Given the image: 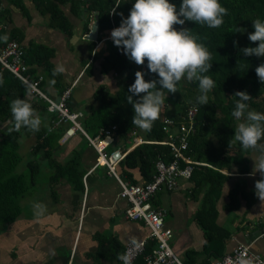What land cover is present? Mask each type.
Wrapping results in <instances>:
<instances>
[{
  "label": "trees",
  "instance_id": "16d2710c",
  "mask_svg": "<svg viewBox=\"0 0 264 264\" xmlns=\"http://www.w3.org/2000/svg\"><path fill=\"white\" fill-rule=\"evenodd\" d=\"M8 2L29 17L23 0ZM31 2L40 15L48 17V26L60 30L67 36L72 34V23L61 6H66L68 11L77 17H84L85 36L91 30L89 27L91 22L96 24L99 32L118 27L121 17L110 14L112 8L118 4L116 12L123 13L126 18L134 0H31ZM169 2L174 3L178 9L182 0ZM219 3L227 9V15L223 17V24L220 27L209 28L206 24L190 21H185L182 26H174L177 30L182 27L190 29V32L197 36V42L205 45L211 53L209 62L212 63V67L208 73L203 74L215 82V87L208 93V104L202 106L197 104L196 97L200 94L198 81L190 82L184 78L177 83L176 93H167V90H164L166 100L160 118L154 121L150 131L135 126L131 122L134 115L132 106L127 103V97L131 95L128 88L135 80V72L143 71L146 81L158 79V76L148 72L147 61L142 66L136 65L123 54L122 48L114 46L111 39H105L100 50L94 52V58L97 55L101 56L99 72L102 75L111 74L114 87L110 89L106 83L98 84L92 93L96 105H89L79 119L82 128L91 136L97 134L101 128L115 126L112 132L113 139L120 141L122 143L120 149L126 152L117 165L116 172L124 181L138 183L132 176V169L137 168L143 182H148L155 172L154 163L158 158L165 162L174 158L171 146L160 141L166 140L169 134L180 135V125L187 123L189 109L195 108L194 128L186 137V148L182 153L194 162L188 179L193 183L189 197L199 200L194 216L204 235L202 249L213 259L220 258L225 253L226 241L230 236V230L217 222L216 203L227 179L222 170L227 171L235 165L236 172H249L250 155L252 153L258 155V152L252 149L244 150L234 139L238 124L243 122V119L237 120L232 115L235 103L239 99L233 96L234 93L246 91L252 97L246 102L248 110L264 113V83L259 81L255 73V68L264 62V57L244 56L240 51L244 47L257 46L256 43L249 41L248 34L254 31L253 20L259 18L264 21V0H219ZM10 21V8L4 6L3 0H0L2 25L0 45L10 39H15L21 44L22 32L17 27L8 28ZM238 28L245 31L237 32ZM4 36H7V40L2 39ZM94 44L95 41H92L91 49ZM22 51L24 64L32 78L39 76L36 71L40 67L46 78L57 83L59 74L53 76L55 68L50 60L53 56L51 47L40 42L28 41L27 44H22ZM84 71L86 74L91 73L92 68L88 66ZM45 77L39 83L44 82ZM0 80H2L0 83V226H2L13 222L20 214V199L35 184L40 167L36 160H28L25 171L16 170L21 161L18 142L20 133H29L30 130L24 127L15 130L10 104L17 98L28 100V86L6 69L1 71ZM56 87L61 93L65 85L59 84ZM137 98L133 97L134 100ZM40 99L38 101L40 109L49 112L47 102ZM69 100L70 97L67 100L68 105ZM50 113L51 128L40 127V130L36 131L38 139L33 147L34 151L46 149L44 154L53 169L54 179L64 177L74 184V187H81L82 173L78 170L75 159L71 158L61 164L51 156L50 150L57 145L61 129L52 127V121L57 115L55 111ZM164 119L171 120L172 125H166ZM5 122L7 126L3 129L1 125ZM132 133L142 137L145 142L136 144L128 150ZM174 141L178 145V139ZM260 143H264V139ZM180 163L183 165L184 162ZM228 196L229 202L223 206L230 211L237 207L238 196L244 198L247 205L256 200L253 190L247 191L239 183L229 190ZM153 244V240L147 242L146 251H149ZM194 252L193 249L186 251L187 254ZM184 262L193 264L189 258ZM133 264H143V256L138 257Z\"/></svg>",
  "mask_w": 264,
  "mask_h": 264
},
{
  "label": "crops",
  "instance_id": "0c3cea01",
  "mask_svg": "<svg viewBox=\"0 0 264 264\" xmlns=\"http://www.w3.org/2000/svg\"><path fill=\"white\" fill-rule=\"evenodd\" d=\"M23 2L29 11V17L23 15L8 0H3V5L10 8L11 14L7 27L19 28L23 35L21 45L34 41L53 49L50 60L54 68L62 65L65 71L59 73L57 83L54 84L38 67L36 74L41 79L45 77L39 86L46 95L57 99L60 93L56 86L73 85L68 106L71 111L80 112L82 117L89 105H96L92 98L94 89L98 84H107L109 81V74L102 75L99 72L101 56L94 58V52L100 50L103 40L111 39L110 33L115 27L97 31L95 40L87 39L83 33L84 17H77L66 6H61L72 23V34L67 36L48 26V17L40 15L31 0ZM92 23L89 24L90 29ZM92 41L95 44L91 49ZM88 66L92 68V72L86 74L84 70ZM27 99L41 117L40 127L50 129L51 111L48 107L49 112L42 111L38 102L41 99L31 94L27 95ZM56 119L52 121V127L61 129V134L57 145L50 150L51 156L61 164L71 158L75 159V164L82 173L81 187H74L64 177L54 179L53 169L44 154L46 149L34 151L38 134L33 131L21 132L18 141L21 156L18 171L26 170L28 160H36L40 171L35 184L20 199L21 210L18 217L13 222L0 226V264H120L118 257L127 242H151L149 229L142 221L124 216L127 201L119 197V185L114 176L97 163V154L88 145L86 137L76 132L66 141H61L68 123L55 125ZM6 126L7 122L1 125L3 129ZM138 138L143 139L132 133L128 150L135 146L134 142ZM107 142L109 151L122 146L112 135ZM256 156V153H252L253 159L250 157L249 172L238 173L235 165L227 171L222 170L227 179L216 203L217 222L224 226L227 222L230 230L225 252L237 244H244L264 258V201L256 197L251 205H247L246 200L238 196L236 208L230 211L223 206L229 202V190L237 183L247 191L252 189L255 194L254 184L260 179V175L257 172L250 176L249 173L252 172ZM131 172L138 183L144 181L137 168ZM192 186L193 183L188 179L179 178L175 189H159L152 197L151 205L164 211V225L173 233L170 245L174 253L182 261L189 258L193 264H208L213 258L208 257L202 249L204 235L194 216L199 200L189 197ZM34 202L46 205L47 212L42 217L34 215ZM189 249L195 252L187 254Z\"/></svg>",
  "mask_w": 264,
  "mask_h": 264
},
{
  "label": "clouds",
  "instance_id": "9594fccd",
  "mask_svg": "<svg viewBox=\"0 0 264 264\" xmlns=\"http://www.w3.org/2000/svg\"><path fill=\"white\" fill-rule=\"evenodd\" d=\"M116 7L110 12L121 17L119 26L110 33L114 46L122 48L123 54L138 66L147 61L148 72L158 76V79L146 81L143 71L135 72V80L128 88L131 95L127 97V103L132 106L134 113L132 124L150 131L154 121L160 118L166 100L164 90L176 93L177 83L184 78L190 82L198 81L200 94L196 97L197 104H208V93L215 87V82L203 74L208 73L212 67L209 62L211 53L205 45L197 42V36L190 29L182 27L177 30L174 26H182L185 21H190L206 24L209 28L220 27L227 9L221 6L219 0H182L178 9L169 0H134L126 18L123 13L116 12ZM252 28L254 31L248 34V39L257 46L244 47L240 51L244 56L264 57V21L259 18L253 20ZM244 31L240 28L237 30ZM2 39L7 40V36ZM64 71V67L58 65L53 70V76ZM255 73L259 81L264 83V62L255 68ZM134 96L138 98L134 100ZM233 96L239 99L232 115L237 120L243 119L236 128L234 139L244 150L258 152L249 175L259 173L260 179L254 184L255 195L264 201V143H260L264 139V113L248 110L246 102L252 97L246 91H236ZM10 111L15 130L22 127L33 132L40 130L41 117L26 99H14ZM33 212L36 217H42L47 207L43 203L34 202ZM118 258L123 264H131L128 254ZM230 264H255V257L242 254Z\"/></svg>",
  "mask_w": 264,
  "mask_h": 264
},
{
  "label": "built area",
  "instance_id": "2783aa9c",
  "mask_svg": "<svg viewBox=\"0 0 264 264\" xmlns=\"http://www.w3.org/2000/svg\"><path fill=\"white\" fill-rule=\"evenodd\" d=\"M2 25L0 24V27ZM88 34V33H87ZM85 34V37L86 35ZM3 69L11 72L15 77L20 79L28 86V93L38 98L44 99L48 104L50 111H55L57 119L55 125L59 123H68L65 128L61 141H66L76 132L82 133L97 154V163L104 166L108 173L114 176L118 185L120 198L127 201V206L124 209V216L132 220H140L149 229V236L154 244L146 251V242L143 240H135L127 242L121 255L128 254L133 264L136 259L143 256V264H186L173 251L170 241L172 238V230L164 225V211L161 208L153 207L150 199L159 189L172 190L178 185V179H189L192 171V163L189 157L182 153L186 148V137L193 127V115L195 108H190L187 115L188 121L186 124H181L180 135L169 134L166 140L161 143L169 144L174 151V158L165 162L158 158L155 163V172L152 179L148 182L131 183L121 179L116 167L123 159L126 152L120 148L108 150L107 139L111 137L115 126L110 128H101L94 136H89L82 128L79 118L80 112L71 111L69 109L67 100L70 97L73 85L65 87L57 99L46 95L39 86L41 77L32 78L27 71V66L23 61L22 45L15 39L7 40L0 45V73ZM166 125H172V121L164 119ZM167 130V129H166ZM174 139H178V145L175 144ZM145 142V140L138 138L134 144ZM181 162H184L181 165ZM242 254L249 257H255V264H262L264 258L253 252L248 245L237 244L230 251L225 252L222 257L213 259L209 264H230ZM120 264L123 261L120 260Z\"/></svg>",
  "mask_w": 264,
  "mask_h": 264
},
{
  "label": "water",
  "instance_id": "95a60500",
  "mask_svg": "<svg viewBox=\"0 0 264 264\" xmlns=\"http://www.w3.org/2000/svg\"><path fill=\"white\" fill-rule=\"evenodd\" d=\"M97 26L96 24L94 23L91 27V30L90 32L86 35V38L87 39H90V40H95L96 39V36H97Z\"/></svg>",
  "mask_w": 264,
  "mask_h": 264
},
{
  "label": "rangeland",
  "instance_id": "374dc122",
  "mask_svg": "<svg viewBox=\"0 0 264 264\" xmlns=\"http://www.w3.org/2000/svg\"><path fill=\"white\" fill-rule=\"evenodd\" d=\"M109 79V81L107 82V84L109 85V87L112 89L114 87V81H113V76L111 74H109L107 76ZM25 155V153H23ZM250 157L252 158V154L250 155ZM253 159V158H252ZM19 169V166L16 167V170L18 171ZM41 176V175H40ZM225 226L227 227L228 226V223L226 222Z\"/></svg>",
  "mask_w": 264,
  "mask_h": 264
}]
</instances>
